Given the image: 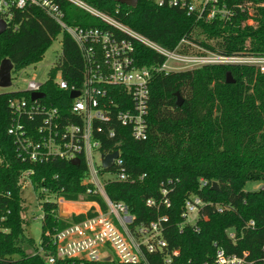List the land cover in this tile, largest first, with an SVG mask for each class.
<instances>
[{"label": "trees", "instance_id": "1", "mask_svg": "<svg viewBox=\"0 0 264 264\" xmlns=\"http://www.w3.org/2000/svg\"><path fill=\"white\" fill-rule=\"evenodd\" d=\"M57 1L71 24L112 28L67 0ZM88 1L168 48L188 38L219 53H264L263 5H253L251 14L249 9L235 7L242 0H220L227 1L234 13L224 17L219 13L207 20L167 1L138 0L135 6L119 0ZM248 18H254V22H247ZM15 24L19 26L14 28ZM60 33L62 54L50 75L62 71L70 83H80L84 61L76 41L45 9L34 4L17 9L7 30L0 34V62L10 58L13 71L39 62ZM135 44L139 63L151 66L165 60L149 46ZM229 70L235 82H227ZM44 89L48 98L61 93L53 81ZM150 89L148 137L135 139L129 133L120 136L123 166L134 176H145L135 182L111 181L106 185L107 193L125 201L139 222L168 215L165 236L169 250L180 249L181 261L197 264L212 258L215 241L228 252L249 249L260 256L264 244V182L258 189H246L245 185L264 180V72L235 64L155 71ZM177 91L184 98L180 105ZM20 95L17 90L0 91V264H51L49 256H55L54 264H106L57 256L47 232L55 230L59 206L47 200L45 193L63 190L72 198H98L101 203L103 198L89 193L88 185L82 183L88 168L84 157L74 164L68 159L33 163L19 156L8 128L13 116L9 98ZM26 170L33 171L29 177L44 211L40 247L25 233L22 177ZM201 177L218 181L220 189L201 185ZM163 182L171 188L170 205L160 203ZM190 192L226 204L225 210L205 206L196 224L181 225ZM148 198H154L157 204L147 205ZM252 219L255 225L247 226ZM229 229L235 231V237L229 235ZM25 242L36 250L29 252Z\"/></svg>", "mask_w": 264, "mask_h": 264}, {"label": "built area", "instance_id": "2", "mask_svg": "<svg viewBox=\"0 0 264 264\" xmlns=\"http://www.w3.org/2000/svg\"><path fill=\"white\" fill-rule=\"evenodd\" d=\"M67 1L112 28L69 23L57 0H0V17L7 21L8 26L17 9L32 4L45 9L72 35L84 61L80 83H70L59 71L43 82L30 79L25 89L17 90L22 95L9 98L13 116L8 131L15 137L19 156L33 163L72 160L75 157L82 162L84 157L88 168L82 183L88 185L89 193L103 198L102 204L98 198H72L63 190L55 193L56 200L53 201L59 206V215L55 230L47 234L56 254L74 262L196 264L181 261L180 249L169 250L165 236L168 215L139 222L125 201L113 199L107 193L106 185L111 181L135 182L145 176V173L134 176L123 166L120 136L129 133L135 139L148 137L150 84L155 71L168 73L210 64H235L253 66L264 72V53H219L188 38H182L174 48H168L88 0ZM157 1L185 7L188 13H195L207 20L219 13L223 17L232 15L235 10L229 7L227 1L220 3V0ZM242 1L236 3L235 7L249 9L251 14L253 5L264 6V0ZM247 22L253 23L254 18H248ZM18 26L15 24L14 28ZM136 42L161 53L165 60L151 66L139 63ZM50 81L57 85L61 93L48 98L44 86ZM74 90H79V94L73 96ZM34 91L45 94L33 97ZM114 151H118V157L114 159L113 166L105 168L104 155ZM32 172L26 170L22 182H31L29 175ZM200 181L201 185L212 186L214 180L201 177ZM170 191L171 188L163 182L160 203L171 204ZM156 204L154 198L147 199V205ZM205 206H213L215 210L223 212L226 204L190 192L185 199L181 225L196 224ZM204 217L208 218L206 215ZM253 225L255 220L248 221L247 226ZM229 235L235 237V231L229 229ZM214 244L217 246L215 255L197 264H264V244L260 256L249 249L241 253L228 252L216 241ZM55 261V256H49L51 264Z\"/></svg>", "mask_w": 264, "mask_h": 264}, {"label": "rangeland", "instance_id": "3", "mask_svg": "<svg viewBox=\"0 0 264 264\" xmlns=\"http://www.w3.org/2000/svg\"><path fill=\"white\" fill-rule=\"evenodd\" d=\"M62 42L63 33H60L45 51L42 60L34 64H30L18 71H12V84L10 86L0 85V91L25 89L30 79H35L42 82L48 79L51 68L55 65L62 54ZM98 160L99 159L97 156V161ZM263 182L264 180L249 181L246 183L245 188L258 189L263 184ZM22 196L24 197L25 205V210L23 212V215L26 218L25 233L27 236H30L34 239L36 246L40 247L43 232L44 211L41 204V199L38 196V192L30 181L23 182ZM45 197L48 200H56L55 193H45ZM64 213H66V210ZM24 245L29 247V252H34L36 250L34 246L29 245L27 242H25Z\"/></svg>", "mask_w": 264, "mask_h": 264}, {"label": "water", "instance_id": "4", "mask_svg": "<svg viewBox=\"0 0 264 264\" xmlns=\"http://www.w3.org/2000/svg\"><path fill=\"white\" fill-rule=\"evenodd\" d=\"M120 2L123 3H127L129 5L135 6L138 2V0H119ZM8 28V23L5 19H3L2 17H0V34H2L3 32H5ZM14 69V63L12 62V60L8 57L3 58L2 61L0 62V85L1 86H10L12 84V71ZM227 82H235V78L232 75V72L229 70L227 72ZM45 94V92L43 91H34L32 92V96L36 97V96H43ZM79 94V90H74L72 92V95L75 96ZM177 95V104H182L183 103V96L181 95V93L179 91L176 92ZM119 153L118 151H114L112 153H108L106 155H104L103 157V166L105 168H109L111 166H113L114 164V159L116 157H118ZM72 163L74 164H79L80 163V158L79 157H75L72 159ZM213 188L216 189H220V184L218 181L214 180L213 184H212ZM10 264V263H7Z\"/></svg>", "mask_w": 264, "mask_h": 264}]
</instances>
